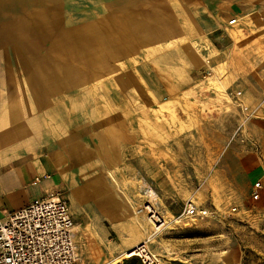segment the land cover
Wrapping results in <instances>:
<instances>
[{
	"label": "rangeland",
	"instance_id": "rangeland-1",
	"mask_svg": "<svg viewBox=\"0 0 264 264\" xmlns=\"http://www.w3.org/2000/svg\"><path fill=\"white\" fill-rule=\"evenodd\" d=\"M186 1L145 0L139 6L138 18L134 12L122 21L115 14L110 20L83 22L89 32L95 26L98 33L112 31L114 45L109 49L102 36L91 51L82 52L81 87L88 83L106 85L107 97H113V112L119 111L113 119L126 123L130 132V146L119 151L122 164L112 182L120 199L123 223L134 221L144 237L147 220L143 204L147 199L143 191L147 188L156 191L162 205L175 214L181 213L191 199L215 212L210 218L190 222L186 228L170 224L150 244L152 253L161 258L171 254L175 264H264V176H245L235 166L238 149L252 151L259 158L262 154L260 142L249 130L256 123L257 136L264 134V125L258 123L262 120L258 109L264 99H254L250 107L252 103L243 100L241 90L264 92V40L255 39L264 33V20L258 21L257 32L250 28L253 32L249 39L232 29L230 39L237 47L226 49L217 66L211 59L214 52L208 50V30L200 22L201 8L197 4L203 1L209 8L208 16L217 23L232 17L233 0ZM180 52L198 59L203 71L199 81L186 94L166 101L153 100L139 81L140 66ZM156 72L166 79L172 77L165 71ZM99 102L103 104L104 99ZM137 127L144 138L131 143ZM256 182L263 190L258 200H253ZM68 203L75 240L88 252L87 261L99 264L100 252L91 235L95 225L79 205ZM159 207L164 215L165 209ZM82 216L86 218L84 228L78 230L81 221L76 218ZM109 239L118 241L113 234ZM125 253L108 263L141 264L135 256L126 259Z\"/></svg>",
	"mask_w": 264,
	"mask_h": 264
},
{
	"label": "crops",
	"instance_id": "crops-1",
	"mask_svg": "<svg viewBox=\"0 0 264 264\" xmlns=\"http://www.w3.org/2000/svg\"><path fill=\"white\" fill-rule=\"evenodd\" d=\"M144 3L145 0H0V218L59 191L67 202L79 205L95 225L91 235L100 252L99 264H109L122 252L132 250L144 240L147 231L143 237L134 221L123 223L120 199L112 186L113 176L118 175L122 164L119 151L130 146L128 126L113 119L119 111L113 112V97H107L106 85L88 83L81 87L82 52L91 51L102 36L112 50L113 34L109 30L98 33L97 26L89 32L82 23L110 20L115 14L120 15L117 19L127 20L134 12L138 18L139 6ZM232 3V17L217 23L208 16L210 11L203 1L197 4L201 8L200 22L208 30L207 35L204 33L208 50L214 52L211 59L217 66L226 49L237 47L230 39L232 29L249 39L253 32L250 28L257 32L258 21L264 20V0ZM233 19L235 25L228 26ZM87 33H93L94 38ZM258 38L264 40V33L255 37ZM140 67L139 81L155 101L191 91L203 72L198 59L186 52L168 54L152 65ZM156 70L172 77L167 80ZM241 91L243 100L252 103L250 107L254 99H264V92L255 88ZM258 116L262 119L258 123L264 125V102ZM138 127L132 132L135 139L131 143L144 138ZM255 127L256 123L249 131L260 142L261 158L252 151L238 149L235 153V166L251 178L264 176V134L259 138ZM262 190L263 187L260 196ZM152 191L155 205L163 206L165 216L181 214L162 205L156 191ZM70 215L74 225L71 210ZM86 218H76L81 221L78 230L84 228ZM111 234L117 243L109 239ZM75 244L82 261L93 264L87 261L85 247L76 240Z\"/></svg>",
	"mask_w": 264,
	"mask_h": 264
},
{
	"label": "built area",
	"instance_id": "built-area-1",
	"mask_svg": "<svg viewBox=\"0 0 264 264\" xmlns=\"http://www.w3.org/2000/svg\"><path fill=\"white\" fill-rule=\"evenodd\" d=\"M235 23L236 20H230L228 26ZM261 189L259 182L254 184L253 200H258ZM143 196L147 199L143 204L147 234L143 243L132 249L140 253L135 259L141 264H175L173 255L161 258L152 253L150 244L170 224L186 228L190 222L210 218L215 212L190 201L179 216L166 219L155 205L152 189H145ZM0 264H87L75 244L69 204L59 191L0 218Z\"/></svg>",
	"mask_w": 264,
	"mask_h": 264
},
{
	"label": "bare ground",
	"instance_id": "bare-ground-1",
	"mask_svg": "<svg viewBox=\"0 0 264 264\" xmlns=\"http://www.w3.org/2000/svg\"><path fill=\"white\" fill-rule=\"evenodd\" d=\"M197 203V202H196ZM167 215V214H166ZM168 218H170L171 219V217L170 216H167V218L166 219H168ZM165 219V220H166ZM144 220V219H143ZM145 230H146V228H145ZM146 234V233H145ZM143 242H140L139 244H142ZM139 244H137L136 246H134V248L135 247H137ZM140 255V253L137 251V249L136 250H130V251H128L127 253H125L123 256L126 258V259H128V258H132L133 256H135V257H138Z\"/></svg>",
	"mask_w": 264,
	"mask_h": 264
}]
</instances>
